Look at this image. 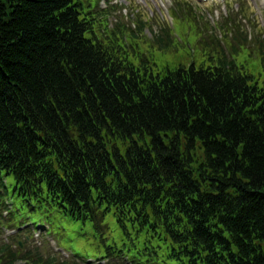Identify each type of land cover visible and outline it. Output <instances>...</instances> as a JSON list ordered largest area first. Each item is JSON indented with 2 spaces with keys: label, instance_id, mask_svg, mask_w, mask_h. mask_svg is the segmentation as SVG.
<instances>
[{
  "label": "trees",
  "instance_id": "obj_1",
  "mask_svg": "<svg viewBox=\"0 0 264 264\" xmlns=\"http://www.w3.org/2000/svg\"><path fill=\"white\" fill-rule=\"evenodd\" d=\"M80 24L69 0H0V154L17 161L32 152L46 162V137L56 148L64 146V128L52 132L48 124L57 125L55 102L62 110L83 101L66 77L73 69L93 101L77 116L80 126H120L125 116L131 131L168 130L170 153L163 172L144 189L146 198L181 192L183 200L163 198L166 210L202 203L190 208L199 220L227 216L240 240L241 264H264V91L257 93L233 77L209 81L203 78L208 75L193 72L168 75V88L138 86L137 75L133 81L119 77L111 60L99 53L104 51L85 44ZM252 101L256 108L249 107ZM243 107L250 116H242ZM212 162L217 174L227 173L233 182L215 176ZM64 165L58 158L53 162V168ZM78 166L98 179L106 177L94 162ZM117 193L114 198L132 204L129 193Z\"/></svg>",
  "mask_w": 264,
  "mask_h": 264
},
{
  "label": "rangeland",
  "instance_id": "obj_2",
  "mask_svg": "<svg viewBox=\"0 0 264 264\" xmlns=\"http://www.w3.org/2000/svg\"><path fill=\"white\" fill-rule=\"evenodd\" d=\"M91 1L94 5H96L97 0ZM185 3L189 4V2L187 1H185ZM208 9L211 13H219L220 17H224L220 7L216 9V7L209 5ZM241 14L244 15L248 22H243L240 19L239 14H233L228 21L224 22V24L227 26H231H225L226 30H229V32H231V36L244 35L249 38L251 33L252 35L254 34V27L251 23L254 24L257 15H252V13L245 7L242 8ZM200 21L202 23V19ZM258 21L260 23V18H258ZM109 24L112 28H114L115 25L126 26L129 28L127 33H132L134 31L135 25H138V22L136 21V19L126 18V16L124 15L111 14L109 18ZM178 26L188 31L186 36H182ZM175 34V43L171 47L173 50L172 53H168V51H166V54H162V51L156 48L151 49L144 42L136 44L138 52L142 55L147 56L152 61L151 63H155V65H153V70L155 72H158V70L162 69L165 66L175 68L180 64L190 65L193 62H196L197 66H209L213 63L209 55L197 46V37L191 23L179 25V22L176 21ZM164 36L166 37L167 34H165ZM238 62V65L244 68V72H251L258 79L262 80L263 73L260 65L259 55L250 56L247 53H241Z\"/></svg>",
  "mask_w": 264,
  "mask_h": 264
},
{
  "label": "bare ground",
  "instance_id": "obj_3",
  "mask_svg": "<svg viewBox=\"0 0 264 264\" xmlns=\"http://www.w3.org/2000/svg\"><path fill=\"white\" fill-rule=\"evenodd\" d=\"M162 85H163V84H162ZM192 208H193V210H195V209L197 208V206H195V205L193 204Z\"/></svg>",
  "mask_w": 264,
  "mask_h": 264
}]
</instances>
